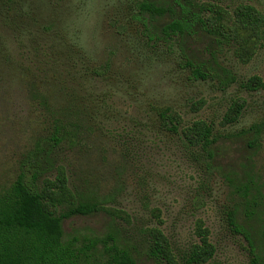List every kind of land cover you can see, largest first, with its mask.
<instances>
[{
	"label": "rangeland",
	"instance_id": "1",
	"mask_svg": "<svg viewBox=\"0 0 264 264\" xmlns=\"http://www.w3.org/2000/svg\"><path fill=\"white\" fill-rule=\"evenodd\" d=\"M141 1L0 0V196L62 120L73 142L58 149L55 165L67 173L72 201L98 209L63 222L64 241L98 243L83 264H106L114 244L136 264H167L150 256L157 229L185 264L199 221L216 247L207 264H249L248 243L229 214L238 211L264 255V92L245 88L264 78V43L220 45L198 27L166 36L180 8L141 20ZM193 1L229 15L243 5L264 14V0ZM199 66L207 80L194 77ZM227 74L236 82L226 86ZM241 101L239 121L226 125ZM199 120L218 136L213 160L183 138Z\"/></svg>",
	"mask_w": 264,
	"mask_h": 264
},
{
	"label": "trees",
	"instance_id": "2",
	"mask_svg": "<svg viewBox=\"0 0 264 264\" xmlns=\"http://www.w3.org/2000/svg\"><path fill=\"white\" fill-rule=\"evenodd\" d=\"M178 7L181 16L165 25L162 32L166 36L176 33L186 35L190 29L198 27L220 45L236 43L245 38L254 40L255 45L264 43V14L250 5L238 7L229 15L216 5L206 6L193 0H143L138 4V13L141 20H151L176 11ZM192 73L196 79L207 80L210 76L202 66L192 69ZM227 76L230 82L226 79V86L236 82L232 75ZM245 88L264 92V78H250ZM245 105V101L234 103L225 115V124L237 123ZM161 119L177 130L172 115L164 112ZM250 132L258 138L261 129L255 125L250 128ZM69 135L64 122L56 120L53 132L48 138L41 139L27 155L17 180L0 196V264H83L82 257H89V252L97 246L98 243H95L91 247L78 248L76 243L64 241V220L98 211L96 205L75 204L72 201L67 173L63 167L55 165L58 149L65 143L73 142ZM182 135L191 146L199 148L213 160L218 136L214 134L211 124L204 120L196 121L184 128ZM53 170L56 175L51 179L48 175ZM245 190L248 191V188ZM238 218L237 210L229 214L231 227L238 233L242 231L248 243L249 264H264V255L259 254L255 239L249 232H243ZM195 235L198 241L184 255L185 264H207L215 257L216 247L211 242L210 231L204 222L196 224ZM150 238L152 258L167 264H178L172 245L161 230H151ZM112 248V256L106 264H136L129 251L115 244Z\"/></svg>",
	"mask_w": 264,
	"mask_h": 264
}]
</instances>
